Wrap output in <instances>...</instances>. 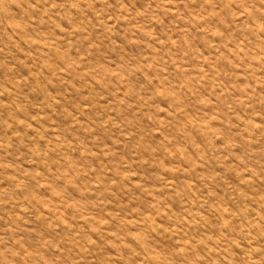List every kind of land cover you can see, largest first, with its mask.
<instances>
[{
    "label": "rangeland",
    "instance_id": "1",
    "mask_svg": "<svg viewBox=\"0 0 264 264\" xmlns=\"http://www.w3.org/2000/svg\"><path fill=\"white\" fill-rule=\"evenodd\" d=\"M0 264H264V0H0Z\"/></svg>",
    "mask_w": 264,
    "mask_h": 264
}]
</instances>
